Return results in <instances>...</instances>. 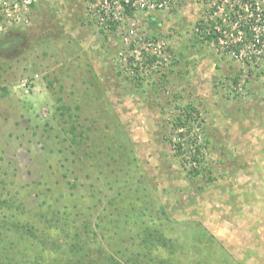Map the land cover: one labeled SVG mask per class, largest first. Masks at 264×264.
I'll list each match as a JSON object with an SVG mask.
<instances>
[{
	"label": "rangeland",
	"instance_id": "rangeland-1",
	"mask_svg": "<svg viewBox=\"0 0 264 264\" xmlns=\"http://www.w3.org/2000/svg\"><path fill=\"white\" fill-rule=\"evenodd\" d=\"M93 1L0 0V226L8 192L30 213L78 205L72 228L143 201L168 235L207 232L166 259L264 264V50L221 35L239 0L118 6L111 26ZM205 17L218 42L194 31Z\"/></svg>",
	"mask_w": 264,
	"mask_h": 264
},
{
	"label": "trees",
	"instance_id": "trees-1",
	"mask_svg": "<svg viewBox=\"0 0 264 264\" xmlns=\"http://www.w3.org/2000/svg\"><path fill=\"white\" fill-rule=\"evenodd\" d=\"M192 109V104L184 106V113L174 118V127L187 126ZM8 195L1 201L2 221L12 227L0 226V264H176L161 251L167 249L174 257L177 250H194L196 243L190 248L187 242H179V239L185 240L189 230V238L207 237L206 230L199 224L195 228L184 223L175 236L168 235L165 228H159V222L168 219L163 215V208L159 207L157 214L147 215L143 201L136 206L130 203L124 212L118 210L121 214L114 219L100 210L97 221L79 220L72 228L70 223H76L73 210L78 205L52 207L44 200L38 210L30 213L20 200L14 205L16 194L8 192ZM103 249L110 252L104 258L98 254L103 253Z\"/></svg>",
	"mask_w": 264,
	"mask_h": 264
},
{
	"label": "built area",
	"instance_id": "built-area-1",
	"mask_svg": "<svg viewBox=\"0 0 264 264\" xmlns=\"http://www.w3.org/2000/svg\"><path fill=\"white\" fill-rule=\"evenodd\" d=\"M153 1V4H151L153 6H150V4L146 2V0H94L91 4V7L93 14L97 18L98 22H100L101 24L108 23V25L111 26L115 25L113 21H110L112 20L111 17L116 7L119 6L124 9L126 13L130 14L134 9H136V5L146 6V9H150V7L154 6L157 8H161L166 5V0ZM263 4L264 0H259V2L256 0L234 1L233 4H231L232 8L224 14L223 20L226 18L227 20H230L232 18V21H234L235 24H238L237 30L233 32L232 30L224 28L221 35H224L223 32L229 34L234 33L237 38L240 39L242 38L240 29L246 28L245 32L249 33V35L252 37V42H250V45H252V47L258 48V52H262V50H264V13L261 12L260 6ZM215 5L216 4L214 3L213 6ZM244 18H247V25H244ZM259 18H262V20H258ZM210 19H212V17H210ZM209 22L210 20L207 17H205L203 21H198L194 31L205 36L215 35V37L212 38L211 41L218 42V40H220L222 36L210 33L211 27L206 26Z\"/></svg>",
	"mask_w": 264,
	"mask_h": 264
}]
</instances>
